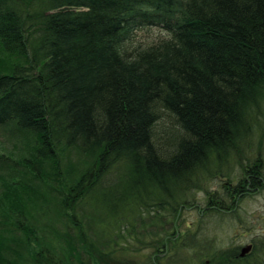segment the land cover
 <instances>
[{
    "label": "trees",
    "instance_id": "1",
    "mask_svg": "<svg viewBox=\"0 0 264 264\" xmlns=\"http://www.w3.org/2000/svg\"><path fill=\"white\" fill-rule=\"evenodd\" d=\"M146 28L164 36L129 48ZM161 110L180 128L166 143L155 135ZM10 124L30 138L29 176L10 166L0 180V264H141L117 255L133 225L125 210L160 216L168 237L154 249L170 242L168 252L184 234L173 240L165 214L208 175L238 166L224 182L227 211L264 188V0H0V127ZM2 154L0 168L15 161ZM29 205L64 232L43 231L44 243ZM211 247L197 264H264L256 244L243 256Z\"/></svg>",
    "mask_w": 264,
    "mask_h": 264
},
{
    "label": "rangeland",
    "instance_id": "2",
    "mask_svg": "<svg viewBox=\"0 0 264 264\" xmlns=\"http://www.w3.org/2000/svg\"><path fill=\"white\" fill-rule=\"evenodd\" d=\"M163 33L164 32L156 28L138 30L135 32L133 40L130 41L129 48L135 45L144 46L154 42L158 37H163ZM178 133H180V128L173 117L166 110H161L155 126L157 141L159 143H166L169 141L166 137L169 136V139L171 136L177 135ZM25 138V133L17 132L11 124L0 127V153L1 155H4L2 153H7L15 160H6L4 164L9 163V165L6 164L4 167L0 168V180L9 179L11 167L14 168L17 173L22 174L24 172V175L29 176L21 164L22 156L26 153L27 146L30 143V138ZM262 145L264 146V141ZM256 151L259 152L264 163V149L259 148L257 145ZM2 158L3 157L0 158L1 164L3 163ZM235 166V163H230L227 165L228 169H224L225 171L222 170L215 175H208V182L203 185L199 191L196 190L197 192L190 198L188 204L182 206L183 208L177 213L170 212L171 214H165L170 221H173L171 227L173 229L175 228L176 234L174 239L173 237L172 239L176 241L175 239L180 234H184L181 240L182 243L177 242L178 248L176 246L173 249L175 242L172 241L174 243L169 245L170 249L168 252L167 246L170 242H165V247L163 248L154 249L157 241H162V239L165 241L164 239L168 237L165 231H159V235L157 234V225L161 226L162 224L161 222L159 223V219L161 218L157 216L156 213L152 215V218L150 217V213V215L141 213V215L133 216L132 219L131 215H129L128 219L126 210L123 211V213H125H122L123 223L128 220L131 222L132 220L131 223H133V225L126 223L127 228H123V238L119 239L118 242L124 249L118 252L117 255L141 264L147 259H152V261L154 263L157 262V264H197V262L201 260L208 262L207 259L209 255H212L209 251V248H212L211 246L222 250L238 247L240 250L242 246L248 243H251L252 246L256 244L258 249H260V251L263 250L264 253V188L250 189V193L243 196L238 204L235 202L233 207L230 208V211H227V209L224 210V207L232 205V203L224 197L225 186L227 185L224 182L230 181V183L233 184L236 182V177L231 176L232 173L236 175L239 172L238 166ZM233 169L237 170L233 171ZM225 174H229L230 179H228V176ZM261 180L264 186V178L261 177ZM26 183L27 185L32 183V185H30L32 188L39 189L35 187L38 185L34 180L32 182L26 180ZM207 190L209 191L208 194L206 192ZM210 192H213V194ZM207 195L217 196L218 199L222 198L223 202L220 204L221 208L212 211L210 208V201L207 200ZM2 203L1 191L0 208ZM40 205L41 207L43 206L42 202H40ZM39 207L40 206L36 208L29 205L26 210V217L39 230V235L44 238L43 242L48 243L43 231L45 234L49 233L51 235L52 232L55 234H62L66 228L62 223L54 220V218L51 220L44 219L38 213L40 212ZM2 213L0 209V221H2V219L8 220ZM12 220L15 221L17 219L16 217H12ZM117 224H119V222ZM105 227L102 225L98 228L99 230H103ZM8 234L12 235V233ZM17 234L18 232H16V235ZM53 242L52 245L55 247L59 246L55 237ZM200 243L206 246L204 251H197L198 248H200ZM121 253L122 255H119ZM161 257L162 259H159ZM262 258L264 260V256Z\"/></svg>",
    "mask_w": 264,
    "mask_h": 264
},
{
    "label": "water",
    "instance_id": "3",
    "mask_svg": "<svg viewBox=\"0 0 264 264\" xmlns=\"http://www.w3.org/2000/svg\"><path fill=\"white\" fill-rule=\"evenodd\" d=\"M251 248H252V244L251 243L245 244L244 246H242L240 248L239 255L240 256L245 255L246 253H248L251 250Z\"/></svg>",
    "mask_w": 264,
    "mask_h": 264
}]
</instances>
